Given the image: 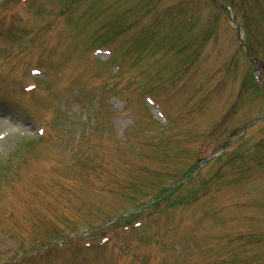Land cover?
Here are the masks:
<instances>
[{
    "label": "rangeland",
    "instance_id": "374dc122",
    "mask_svg": "<svg viewBox=\"0 0 264 264\" xmlns=\"http://www.w3.org/2000/svg\"><path fill=\"white\" fill-rule=\"evenodd\" d=\"M1 1L0 264H264V0Z\"/></svg>",
    "mask_w": 264,
    "mask_h": 264
}]
</instances>
